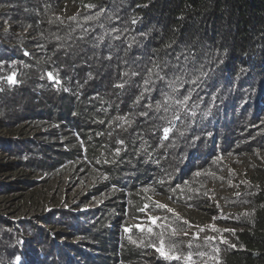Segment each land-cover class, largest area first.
<instances>
[{"label": "trees", "instance_id": "trees-1", "mask_svg": "<svg viewBox=\"0 0 264 264\" xmlns=\"http://www.w3.org/2000/svg\"><path fill=\"white\" fill-rule=\"evenodd\" d=\"M0 264H264V0H0Z\"/></svg>", "mask_w": 264, "mask_h": 264}, {"label": "rangeland", "instance_id": "rangeland-1", "mask_svg": "<svg viewBox=\"0 0 264 264\" xmlns=\"http://www.w3.org/2000/svg\"><path fill=\"white\" fill-rule=\"evenodd\" d=\"M217 77H218L219 80H221V75L220 74H218ZM149 225L150 224L148 223V221H142L140 226H139V228L142 229L143 227H147ZM3 247H4V244H3Z\"/></svg>", "mask_w": 264, "mask_h": 264}, {"label": "snow or ice", "instance_id": "snow-or-ice-1", "mask_svg": "<svg viewBox=\"0 0 264 264\" xmlns=\"http://www.w3.org/2000/svg\"><path fill=\"white\" fill-rule=\"evenodd\" d=\"M167 129L165 130V132L167 133ZM161 207H164L163 205H161ZM158 250H161V254L162 255H165L166 257L168 256V253L166 251L163 250V243L161 244V249H158ZM172 258H178V257H172Z\"/></svg>", "mask_w": 264, "mask_h": 264}, {"label": "clouds", "instance_id": "clouds-1", "mask_svg": "<svg viewBox=\"0 0 264 264\" xmlns=\"http://www.w3.org/2000/svg\"><path fill=\"white\" fill-rule=\"evenodd\" d=\"M140 224H141V223H139V225H138V228H139ZM150 225H151V226H154V225H155V223H154V222H152ZM150 225H149V226H150Z\"/></svg>", "mask_w": 264, "mask_h": 264}]
</instances>
